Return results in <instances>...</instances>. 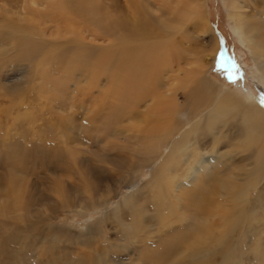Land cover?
<instances>
[{
  "label": "rangeland",
  "instance_id": "1",
  "mask_svg": "<svg viewBox=\"0 0 264 264\" xmlns=\"http://www.w3.org/2000/svg\"><path fill=\"white\" fill-rule=\"evenodd\" d=\"M5 1L10 16L17 22L18 16L23 17L20 16L23 0ZM183 2L187 3L185 0H111L110 5L119 16L128 10L129 13L139 11L160 18L161 24L169 28L177 25V14H182L184 21L190 19L184 13ZM256 2L237 0V4L243 6L238 12L245 16V24L257 30L252 41L264 48V0ZM232 5L233 0H198L193 5L197 14L187 23L189 39L184 44L190 53L185 52L182 55L185 60L181 61V52L177 50L176 56L172 57L174 53L166 51L164 57L160 56L166 61L160 68L163 67V74L176 77L177 81L185 79L189 76L188 71L196 68L202 73L200 79L205 77L260 101L264 97V85L255 77L253 54L233 36ZM0 38V47H6L10 40ZM216 40L219 48L212 52L209 48ZM146 41L133 39L128 45L136 46L138 53L141 45L144 49L149 46ZM8 48V52L0 48V65L16 63L15 57L21 56L16 55L18 50ZM49 50V47L44 49ZM221 53L224 54L223 64ZM57 73L55 71V75L44 82L34 78V83L29 84L23 93L9 97L6 90L10 89L5 88L17 81L19 71L6 67L0 69V264H151L152 261L147 260L149 254L158 256L163 249L168 250L175 243L191 239L190 236L183 239V234L197 233L199 214L189 203L196 192L206 194L208 183L218 172L222 170L229 174L227 167H231L239 181L253 167L250 159L240 162L247 153H238L239 142L223 138L220 144L213 146L210 141L213 135L209 132L207 140L210 144L199 152L202 158L196 156L178 164L175 173L180 181L175 173H171L175 179L162 191V196L167 204L165 210L172 213L161 219L153 208L154 198L161 196L153 194L148 185L159 161L169 156L171 146L165 144L161 148L158 161L143 163L140 169H123V173L117 175V160L135 145L125 144L121 137L112 134L109 119L105 116L108 105L96 109L94 119H90V112L81 108L76 121L72 120L69 115L75 112L66 94L69 89L65 83L67 80ZM37 82L51 85L52 90L47 91L45 85L35 89ZM192 87V83L180 86L176 83L177 104L185 103L183 109L177 110L179 114L182 109L179 115L176 113L178 121L179 118L185 121L191 112L189 97ZM150 104L148 101L139 109L145 110ZM59 117L64 120L56 121ZM122 124L129 127L139 121L126 120ZM81 125L85 126L80 128ZM230 152L231 158L228 156ZM205 159L209 162L198 167L199 173L197 171L194 175L189 171L190 161L196 164ZM238 162L243 165L241 168ZM191 173L194 180H189ZM134 176L137 177L133 183L125 181ZM144 186L147 191L139 200L140 207L131 211L126 199ZM106 198L109 203L100 206ZM85 206L89 209L83 208ZM96 206L99 207L94 208ZM168 206H173L174 211ZM213 220L220 224L217 215ZM215 230L213 236L221 232V226ZM233 234L238 236L237 231ZM249 236L243 264H255L258 259L264 261V229L263 234ZM257 240L259 242L255 243ZM174 262L171 259L167 264Z\"/></svg>",
  "mask_w": 264,
  "mask_h": 264
},
{
  "label": "bare ground",
  "instance_id": "2",
  "mask_svg": "<svg viewBox=\"0 0 264 264\" xmlns=\"http://www.w3.org/2000/svg\"><path fill=\"white\" fill-rule=\"evenodd\" d=\"M185 1L187 3H183L187 9L184 13L190 19L184 21V16L177 14V25L165 28L160 18L139 11H123L124 15L119 16L110 5L111 0H23L20 13L23 17L18 16L16 22L10 16L6 1L0 0V37L10 40L6 47L0 48L8 52L10 46L12 50H18L16 55H21L15 57L16 63L0 65V69L6 67L19 71L17 81L5 88L10 89L6 90L9 97L23 93L29 84L34 83V78L44 82L57 71L59 77L67 80L65 83L69 89L66 94L75 112L69 116L74 121L83 108L91 113L90 119H94L95 110L108 105L105 116L109 119L112 134L121 137L125 144L135 145L133 150L122 153L117 160V175L123 173V169H140L143 163L158 161L162 155L161 148L165 144L170 145L169 156L159 161L148 185L153 194L161 196L154 198L153 204L161 219L172 213L165 210L166 202L162 196L175 179L171 173L177 172L181 162H188L196 156L202 158L199 152L210 144L207 140L209 132L213 135V139H210L213 146L220 144L223 138L239 142L236 148L239 149L238 153H247L240 162L248 159L253 162L244 179L236 180V173L230 170L231 167H227L229 174L221 170L212 177L206 194L199 191L188 200L199 214L197 233L183 234V239L189 236L191 239L175 243L168 250L163 249L158 256L149 254L147 260L152 261L151 264H167L171 259L175 260L174 264H212L215 260L216 264H243L248 236L263 234L264 229V106H261L259 99L245 92L231 90L204 76L200 79L202 73L196 68L190 69L189 76L178 81L176 77L163 74L164 69L160 67L165 60H161L160 56L164 57L169 52L174 53L172 57H175L177 50L181 56L185 52L190 53L184 44L189 39L187 23L197 14L193 5L198 0ZM232 6L230 18L233 36L253 54L255 77L264 85V48L252 41L257 30L245 24V16L238 12L243 6L237 4V0H233ZM133 39L147 40L149 46L144 49V45H141L136 53V46L128 45ZM213 42L214 46L209 48L212 52L219 48L217 40ZM46 47H49V52L44 51ZM181 56L179 59L182 61L184 57ZM176 83L177 86L193 84L189 97L191 112H188L185 121L176 118L177 110L183 109L185 104H177ZM41 85H45L47 91L52 90V86L46 83H38L35 89L37 87L39 90ZM21 95L20 105L23 104ZM148 101L151 104L147 109L140 110L141 105ZM63 120L62 117L56 119L60 122ZM126 120H137L139 124L126 127L122 124ZM228 156L231 158V152ZM190 162L189 171L195 175L198 167L209 161H197L199 166ZM238 164L240 168L243 166ZM192 173L189 180H194ZM175 176L180 181L177 173ZM136 177L125 181L133 183ZM146 191L144 186L129 195L126 202L130 204L131 211L140 207L139 200ZM143 201L146 205V200ZM107 203L109 199L106 198L98 204L104 206ZM173 206L168 207L174 211ZM83 208L88 210L89 206ZM216 215L220 224L213 220ZM217 226H221L222 230L213 236ZM236 231L238 236L235 237L233 233ZM255 264H264V261L258 259Z\"/></svg>",
  "mask_w": 264,
  "mask_h": 264
},
{
  "label": "snow or ice",
  "instance_id": "3",
  "mask_svg": "<svg viewBox=\"0 0 264 264\" xmlns=\"http://www.w3.org/2000/svg\"><path fill=\"white\" fill-rule=\"evenodd\" d=\"M220 56H221V62L223 64V62H224V54L221 53ZM233 67H235V65H233ZM233 82H235V81L233 80ZM259 102H260L261 106H264V97H262Z\"/></svg>",
  "mask_w": 264,
  "mask_h": 264
}]
</instances>
